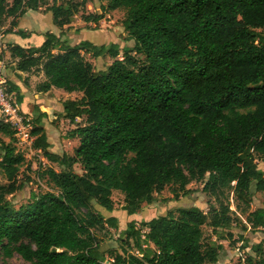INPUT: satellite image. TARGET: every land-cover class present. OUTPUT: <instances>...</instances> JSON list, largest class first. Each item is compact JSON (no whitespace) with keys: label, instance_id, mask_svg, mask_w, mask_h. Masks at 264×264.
<instances>
[{"label":"trees","instance_id":"16d2710c","mask_svg":"<svg viewBox=\"0 0 264 264\" xmlns=\"http://www.w3.org/2000/svg\"><path fill=\"white\" fill-rule=\"evenodd\" d=\"M86 3L0 0V28L13 17L8 32L22 38L31 33L13 31L15 19L47 5L60 35L47 31L39 45L10 44L11 57L17 70H43L40 91L55 86L82 92L63 101V114L72 123L86 120L67 133L79 140L71 155L49 149L41 125L45 112L34 119L35 147L61 170L45 168L54 189L31 193L32 201L19 209L8 195L21 187L17 176L25 157L0 137L8 182L0 184V248L30 264H217L223 246L204 242L203 225L209 220L214 228L229 227L227 205L207 213L180 208L178 216L169 211L142 220L141 227L133 219L126 229L92 205L113 211V191L120 190L123 209L133 215L166 186H177L173 196L187 193L189 183L207 174L204 190L213 195L231 187L245 199L253 184L264 191V170L255 161L264 158V0H109L108 9L125 8L123 24L142 61L130 51L118 58L117 43L72 44L65 28ZM102 17L91 13L83 19L97 23ZM84 53H108L113 62L97 71ZM0 133L16 140L7 124L0 123ZM75 164L84 172H76ZM248 220L264 227V208ZM106 225L121 230L140 251L145 243L153 245L155 254L123 252L107 263L93 231ZM252 252L244 264H264V239Z\"/></svg>","mask_w":264,"mask_h":264},{"label":"rangeland","instance_id":"374dc122","mask_svg":"<svg viewBox=\"0 0 264 264\" xmlns=\"http://www.w3.org/2000/svg\"><path fill=\"white\" fill-rule=\"evenodd\" d=\"M81 1V0H76ZM109 0H87V3L80 7V11L71 17V23L68 28H65L67 33V38L72 41V44H76L80 41L87 40L94 44H104L106 47H110L113 43H117L120 46V54L118 58H122L126 51H130L132 54L136 55L141 61L144 56L138 54L134 50L135 41L132 39L125 29L123 21L125 19L126 10L125 8H118L115 10H110L107 8ZM52 4V0H48V5ZM47 5L40 7L38 10L41 12H28L24 17L18 16L15 20L21 24H25L28 27L41 28L46 26V28L53 27L57 30V27L53 23L52 12L46 10ZM99 14L103 13V17L99 22H85L83 17L86 14ZM13 17L5 19V26L0 28V30H5L7 32L11 27V22ZM22 38V37H21ZM37 40L38 37L34 36ZM25 44V41H22ZM22 43V44H23ZM6 44V43H5ZM7 46V44H6ZM85 58L92 62L97 71L103 70L108 65L113 62L108 53L103 56L95 57L91 53H84ZM0 59H5L8 68L14 70L13 59L10 54V45L0 52ZM37 69L32 70V73L37 74ZM19 76V75H18ZM23 82L30 85V76H20ZM9 82V81H8ZM40 83L35 82L34 89H38ZM20 95V94H19ZM54 96V94H52ZM18 96V95H17ZM82 93L76 92H62L60 99L53 104V114L52 120H46L47 126L50 128L52 125L56 124L60 129V133L56 135V141L53 139L54 147L61 150V153L74 154L75 142L73 138H68L67 133L71 130L70 126L72 124H83L86 120L85 117H78L74 123L64 120L65 117L62 115V102L64 99H79ZM21 106V104H20ZM27 107V106H26ZM21 106V112L24 114L28 121L34 124V119L41 112H45L46 108H37L33 103H29V110ZM61 112V113H60ZM54 113L57 118H54ZM60 113V114H59ZM44 122V121H43ZM0 137L5 143H10L15 145L16 141L11 140L10 137L1 134ZM62 137L68 138L66 142L62 143ZM78 144H79V140ZM0 143V151L2 150ZM16 149L17 146L15 145ZM67 151H66V150ZM50 150L54 151V148L50 147ZM133 154H128L130 158ZM0 154V160L1 158ZM255 161L260 169L264 170V158L257 156ZM52 166L56 170H61V166L57 163L48 161L43 152L33 153L26 156L20 172L17 176V181L21 183V187L14 194L8 195V198L12 201L14 207L19 209L21 206L28 205L31 199V193H43L54 189L51 180L44 173V169ZM74 169L78 173H83V169L80 164H75ZM208 178L203 180H194L187 186V193L184 191H179L178 195L173 196V188L178 189L177 186H166V188L159 194L156 195V200L150 205H146L144 209L136 212L135 215L142 220H147L152 217L166 214L169 211L173 212L175 216L179 215L180 208H189L196 206L200 208L205 213L209 212L210 208L216 207L221 209L222 205L229 206V215L231 217V225L229 227H219L214 228L210 225V222L203 225V240L205 243L214 242L215 244H221L223 247L220 249L219 259L217 264H244L245 259L248 255L253 254L252 246L259 243L264 239V227L254 228L249 222V214L258 209L264 208V191H258L255 189L254 184L252 185V192L245 199H241L233 191L231 187H225L217 195H213L204 190V182ZM8 183L3 168L0 165V184ZM124 194L120 190H114L112 198L114 200V210L123 211V205L125 203ZM93 208L95 211L102 213L105 217H108L109 212L100 205L93 203ZM125 217L121 220V228L126 229L128 222L130 221L129 214L124 211ZM212 216V214H210ZM141 219L137 220V227H141ZM95 232L100 251L105 254L106 262L110 263L114 260V257L118 253H137L138 250L134 247L133 241L128 240L124 235H122L121 230L112 228L110 226H98L93 229ZM6 243V241L4 242ZM156 252V248L152 245L147 244V247H143L140 251L141 257L143 254H148L153 256ZM110 261V262H109ZM0 264H30L29 261L25 260L19 253L13 252L11 255H7L3 248H0Z\"/></svg>","mask_w":264,"mask_h":264},{"label":"crops","instance_id":"0c3cea01","mask_svg":"<svg viewBox=\"0 0 264 264\" xmlns=\"http://www.w3.org/2000/svg\"><path fill=\"white\" fill-rule=\"evenodd\" d=\"M33 11L37 12V13L41 12L40 10L29 9L22 15V18L28 12H33ZM48 12H50V11H48ZM22 18L20 19V22L17 23V26H15L13 28V31H16L18 29H23V30H25L27 32H30L31 35L29 37H27V38H21L19 35L15 34L14 32H8V31L5 32V30H4L3 41L7 44V46L10 45V44H14V43L15 44H20L22 46L39 45L45 39V36H44L45 32L51 31V32L56 33L57 35H60V33L62 31L60 29V27L56 26L55 24L54 25L57 27V30L55 28H53V27H50V26L48 28H46V29H45L46 26H43L41 28L40 27L39 28H33L31 26L28 27L25 24H21ZM34 36L38 37V39L35 40ZM22 41H25V44ZM12 59L14 60L13 61L14 70L11 69V68H8L7 64H6V67H5V75L8 78V81L10 83L15 84L17 86L16 92H18L20 94V96L22 97L21 101H20V104H21V106L23 108H25L27 106L26 108H27V110H29V108H28L29 107V103H33V102L36 105V110H37L38 107L39 108H42V107L46 108L45 113L47 114V116H43L41 125L45 128V130L47 132V136H48V141L50 143V147L54 148V151L53 150L52 151L60 154L61 150L59 148L57 149V147H54V144H53V139H55V141H56L55 137H56L57 133H60V129L58 128V126L56 124L52 125L49 128L47 126L48 122L46 123L45 119L52 120V114L54 112V111H52L54 109L53 108V104L56 103V101L60 99V95L62 94V92H68V91L64 90L63 88H58V87H55V86H53L48 91H40L38 89H34L35 82L41 83V82H44L46 80V76H45L43 70H38L37 71V74L39 76H37L36 74L32 73V71L24 72V71L17 70L15 68V59L14 58H12ZM20 76H24V77L25 76H30V79H29L30 85L25 82L26 78H23V80H24V82H23L19 78ZM73 92H76V91H73ZM52 94H54V96ZM82 95H83V93H82ZM64 100H66V99H64ZM61 112H62V115L64 116V114H63V102H62V111ZM54 115H55L54 118H57V115L55 113H54ZM64 120L70 121L68 118H65ZM75 127H76V125L72 124L70 126V129H73ZM67 139L68 138H66V137H62V141L60 140V142L64 143V142H66ZM73 139H74V142H75V147H77L78 146V141H77L78 139L77 138H73ZM50 147H49V149H50ZM146 205L149 206L150 204L144 203L142 205L141 209L146 208L145 207ZM141 209L138 210L137 212L141 211ZM124 211H125L124 209H123V211L122 210L121 211L113 210V211L109 212L108 217L109 216L116 217L118 219L119 223L121 224L122 218L125 217ZM129 218H130V220L134 219L136 221L138 219H141V218H138V216L135 215V214L129 215ZM141 221H142V219H141ZM152 247H153V245H152Z\"/></svg>","mask_w":264,"mask_h":264},{"label":"built area","instance_id":"2783aa9c","mask_svg":"<svg viewBox=\"0 0 264 264\" xmlns=\"http://www.w3.org/2000/svg\"><path fill=\"white\" fill-rule=\"evenodd\" d=\"M3 38L4 30L1 29L0 52L2 53L3 50L7 48ZM5 67V59H0V123L7 124L15 131V145L18 148L16 149L17 152L22 153L24 157L29 156V154L40 153L42 150L35 147L34 145L35 136L32 135L31 132L33 125L21 112V106L20 101L18 100L17 92L11 89V85L5 75ZM145 231L146 229H144L142 232ZM143 247H147V244H143ZM135 254L141 257L140 251Z\"/></svg>","mask_w":264,"mask_h":264}]
</instances>
